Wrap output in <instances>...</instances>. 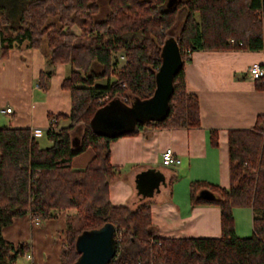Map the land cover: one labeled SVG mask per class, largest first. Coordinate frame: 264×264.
<instances>
[{"label": "trees", "instance_id": "16d2710c", "mask_svg": "<svg viewBox=\"0 0 264 264\" xmlns=\"http://www.w3.org/2000/svg\"><path fill=\"white\" fill-rule=\"evenodd\" d=\"M106 1V13L95 18V0H0V55L13 45L38 47L47 62L69 65L60 83L69 91V112L47 113L50 119L64 116L67 123L44 129L48 145L40 147L26 126H0V228L23 214L44 220L71 209L64 214L58 264H69L78 254V233L106 222L115 242L108 264H264V113L250 127L226 129V187L204 179L188 183L190 203L218 206V236L155 235L148 199L130 206L108 198V183L118 173L108 159L109 141L144 126L197 127V99L184 88L183 61L195 48H261L264 0ZM168 38L176 42L181 65L172 75L165 114L136 119L133 129L118 133L94 131L89 120L98 107L110 100L132 106L151 95ZM49 75V69L39 71L40 87ZM255 84L264 88L259 78ZM103 93L107 97L99 101ZM207 133L216 145V130ZM86 147L92 156L82 168H72L71 157ZM202 189L211 195L200 194ZM236 206L252 210L248 236L234 233ZM27 248V241L13 244L0 233V264H13Z\"/></svg>", "mask_w": 264, "mask_h": 264}, {"label": "crops", "instance_id": "0c3cea01", "mask_svg": "<svg viewBox=\"0 0 264 264\" xmlns=\"http://www.w3.org/2000/svg\"><path fill=\"white\" fill-rule=\"evenodd\" d=\"M70 29L79 32L76 24H71ZM261 35L262 46L258 49L195 48L188 52V58L182 63L183 82L185 90L194 93L197 99V127L144 126L109 141L108 159L118 166V173L108 183V198L114 205L128 203L130 206L140 198L148 199L155 235H219L218 206L190 203L188 183L192 179H205L226 187V129L250 127L256 115L264 113V88L256 86V78L247 72L251 63L264 68L263 18ZM46 59L38 47L28 46L13 45L0 55V126L40 127L43 134L47 127L55 130L67 123L66 117L50 119L47 113L69 112V91L60 85L69 65L49 63ZM43 69H49L50 75L42 88L37 78ZM6 107L9 110L5 111ZM208 128L216 130V145L208 142ZM79 131L80 126L72 131V142L77 141ZM39 136L35 139L40 147L50 143L46 138L40 144ZM166 146L179 154L178 162L161 163L160 152ZM92 154V149L86 147L71 157L70 166L82 168ZM149 175H154L157 182L143 194L135 179L144 181ZM180 175L184 177L183 182L177 179ZM248 208L251 224L252 210ZM67 211L71 209L59 210L55 217L40 221L28 214L16 216L0 228V233L13 244L18 240L27 241L30 264H58Z\"/></svg>", "mask_w": 264, "mask_h": 264}, {"label": "water", "instance_id": "95a60500", "mask_svg": "<svg viewBox=\"0 0 264 264\" xmlns=\"http://www.w3.org/2000/svg\"><path fill=\"white\" fill-rule=\"evenodd\" d=\"M181 65V57L176 42L168 38L160 49V62L154 73V89L150 96L126 106L118 100H110L98 107L89 120L90 127L100 133L113 134L128 130L136 119H158L167 109V101L172 91V75ZM143 177V176H142ZM136 178V186L143 194L156 185L157 178L149 175ZM200 194L210 196L202 189ZM114 228L106 222L84 230L76 235V257L69 264H108L115 252Z\"/></svg>", "mask_w": 264, "mask_h": 264}, {"label": "rangeland", "instance_id": "374dc122", "mask_svg": "<svg viewBox=\"0 0 264 264\" xmlns=\"http://www.w3.org/2000/svg\"><path fill=\"white\" fill-rule=\"evenodd\" d=\"M97 3V11L93 14V17L100 18L104 16L107 11V1L106 0H95ZM122 62V58L118 57V64ZM99 81H103L104 79L100 78ZM46 140L44 134L38 137V142L43 144ZM181 176V177H180ZM177 177L179 182H183L184 177L180 175ZM205 180V179H204ZM207 181V180H206ZM232 211V219H233V229L236 234L239 236H248L251 234V224L249 221V208L246 206H236L231 209ZM40 221V220H39ZM62 231V230H61ZM60 242L64 240V234L61 232ZM58 236V233H57ZM58 238V237H57ZM27 250L22 254H18L13 262V264H30L29 255Z\"/></svg>", "mask_w": 264, "mask_h": 264}, {"label": "built area", "instance_id": "2783aa9c", "mask_svg": "<svg viewBox=\"0 0 264 264\" xmlns=\"http://www.w3.org/2000/svg\"><path fill=\"white\" fill-rule=\"evenodd\" d=\"M120 58L123 59L121 55H119ZM247 72L252 78H259L261 82L264 84V68L259 65L258 63H251L247 66ZM107 97L106 93H103L99 97V101H102ZM5 111L9 110V107L4 108ZM30 133L32 136L36 137L42 134V129L40 127H32L30 129ZM179 160V154H176L172 151L170 147H164L160 152V161L163 164H171L176 163ZM36 222V221H34ZM28 256L29 254L26 253Z\"/></svg>", "mask_w": 264, "mask_h": 264}]
</instances>
